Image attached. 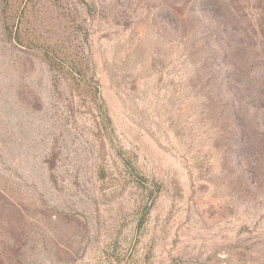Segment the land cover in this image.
<instances>
[{
	"label": "rangeland",
	"instance_id": "rangeland-1",
	"mask_svg": "<svg viewBox=\"0 0 264 264\" xmlns=\"http://www.w3.org/2000/svg\"><path fill=\"white\" fill-rule=\"evenodd\" d=\"M0 264H264V0H0Z\"/></svg>",
	"mask_w": 264,
	"mask_h": 264
}]
</instances>
